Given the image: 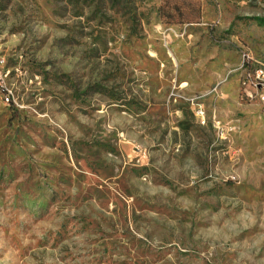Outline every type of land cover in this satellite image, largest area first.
I'll return each instance as SVG.
<instances>
[{"label":"rangeland","instance_id":"1","mask_svg":"<svg viewBox=\"0 0 264 264\" xmlns=\"http://www.w3.org/2000/svg\"><path fill=\"white\" fill-rule=\"evenodd\" d=\"M255 68L264 0H0V264H264Z\"/></svg>","mask_w":264,"mask_h":264},{"label":"built area","instance_id":"2","mask_svg":"<svg viewBox=\"0 0 264 264\" xmlns=\"http://www.w3.org/2000/svg\"><path fill=\"white\" fill-rule=\"evenodd\" d=\"M244 84H249L250 86L253 87V89H255L256 97L258 98L261 107V112L264 115V92H263L264 71H262V69L259 68L248 70V76H246ZM252 97H253V93H252ZM197 116H204L201 107H199V110L197 111ZM201 118L204 119V117Z\"/></svg>","mask_w":264,"mask_h":264},{"label":"bare ground","instance_id":"3","mask_svg":"<svg viewBox=\"0 0 264 264\" xmlns=\"http://www.w3.org/2000/svg\"><path fill=\"white\" fill-rule=\"evenodd\" d=\"M263 71V70H262Z\"/></svg>","mask_w":264,"mask_h":264},{"label":"trees","instance_id":"4","mask_svg":"<svg viewBox=\"0 0 264 264\" xmlns=\"http://www.w3.org/2000/svg\"><path fill=\"white\" fill-rule=\"evenodd\" d=\"M251 70V69H250Z\"/></svg>","mask_w":264,"mask_h":264}]
</instances>
